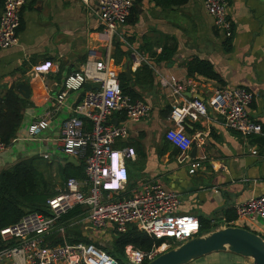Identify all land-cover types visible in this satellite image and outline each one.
<instances>
[{
  "label": "crops",
  "instance_id": "1",
  "mask_svg": "<svg viewBox=\"0 0 264 264\" xmlns=\"http://www.w3.org/2000/svg\"><path fill=\"white\" fill-rule=\"evenodd\" d=\"M2 3L0 0V13ZM137 5L133 20L127 19L121 33L124 41L135 46L150 66L138 65L130 56L129 46L118 38L113 41L110 55L119 74L129 62L132 74V82L127 80L129 86L152 110L138 123H128L121 113L113 117L115 123H124L129 130L128 136L119 139L115 147L128 146L135 151L132 158L125 160L127 191L120 194L127 195L145 183H159L179 194L178 214L195 216L207 227L211 226L210 219L225 226L239 225L237 216L227 222L224 211L264 193V137H245L225 127L210 101L219 86L245 87L253 95L249 114L264 130V0H229L232 20L229 37L215 27L203 0H187L170 8H163L153 0H139ZM164 44L175 47V51L167 60L157 61L155 54L161 52ZM106 53L98 20L81 0H26L21 12L19 44L0 49V96L13 88L18 97L16 86L20 83L29 88L28 97H18L22 101V119L16 134L0 149V173L21 160L40 158L44 153L49 154L50 165L55 164L59 172L64 170L68 156L54 147L52 139L59 133L62 121L74 113V104L84 89L66 96L39 135L28 138L27 129L53 107L67 74L79 70L87 59L104 58ZM190 57L210 61L221 82L196 75L197 90L184 92V97L202 101L206 111L196 120L185 122L186 133L193 138L201 135L203 145H193L182 152L165 138V131L171 126L170 104L160 78L183 81L193 77L188 76L184 66ZM46 61L53 63L48 72H32L34 65ZM142 65H147L150 75L138 73ZM253 150L257 153L253 154ZM195 160L200 164L190 173ZM245 226L263 234L264 222L260 220ZM219 252L188 264H252L249 258Z\"/></svg>",
  "mask_w": 264,
  "mask_h": 264
},
{
  "label": "built area",
  "instance_id": "2",
  "mask_svg": "<svg viewBox=\"0 0 264 264\" xmlns=\"http://www.w3.org/2000/svg\"><path fill=\"white\" fill-rule=\"evenodd\" d=\"M89 13L94 15L105 38L107 51L104 58L87 59L79 70L66 75L54 105L45 110L27 129L28 138L44 130L53 115L73 91L84 89L87 83H98L99 88L85 91L74 104V113L65 118L59 133L52 139L54 147L62 154L71 156L83 165V178L68 177L58 193L46 200L47 213L26 212L16 223L0 230V264H117V259L94 244L69 243L65 240L67 228L91 224L97 229L112 228L117 235L130 226L136 227L163 242L148 251L133 246L126 247L127 263L145 264L165 249L178 246L198 235L199 220L192 215L178 214L179 194L165 189L159 183H145L136 191H127L128 171L125 160L134 156L133 147L116 148L115 143L128 136L126 124L113 121L121 113L128 123H138L148 116L151 105L144 99L134 98L122 90L119 72L110 55L115 38L125 42L121 29L125 26L133 0H81ZM26 0H3L0 13V49L19 44L21 12ZM229 0H203L207 13L226 37L232 32V20L228 13ZM130 48L131 58L137 64L150 62L135 46ZM51 61L36 64L32 72H48ZM167 91L170 104L171 126L165 138L179 151L191 146L201 147L203 137L193 138L185 131L187 120H196L206 111L198 99H188L184 92L196 91L199 86L194 77L183 81L160 78ZM252 93L241 86H219L214 89L211 106L218 113L225 127L240 132L245 137L260 135L264 130L249 114ZM13 140V139H12ZM11 140V141H12ZM6 146L0 140V149ZM257 153L256 150L252 151ZM49 158L48 153L42 155ZM200 162L191 164L190 173ZM217 192V190H215ZM76 206L84 213L70 220L62 216ZM239 225L260 220L264 222V193L253 195L235 208ZM242 222V225L240 224ZM210 224L224 227L210 219ZM227 226V225H226ZM63 242L52 243L53 235ZM264 239V230L261 235Z\"/></svg>",
  "mask_w": 264,
  "mask_h": 264
},
{
  "label": "trees",
  "instance_id": "3",
  "mask_svg": "<svg viewBox=\"0 0 264 264\" xmlns=\"http://www.w3.org/2000/svg\"><path fill=\"white\" fill-rule=\"evenodd\" d=\"M139 0L133 1V6L128 16V21L133 20V15L138 9ZM187 0H153L157 5L163 8H170L172 6H180ZM226 47L229 48L226 41ZM175 51V47H168L164 44L159 54H155L157 61L167 60ZM188 76H202L217 82H221V78L215 71L213 64L205 59L198 57H190L184 64ZM138 73L150 75V70L147 65H142L138 68ZM122 90L134 98H140L133 88L129 86L127 76L124 73L119 74ZM21 100L15 94L13 88L0 96V140L5 144L11 142L16 134V130L22 119L21 114ZM38 157L21 160L15 163L10 169L4 170L0 173V230L16 223L26 212H40L47 213L46 200L58 193L45 183V178L39 171L37 163ZM83 165L75 166L72 163L66 164L64 173L66 178L75 177L83 178ZM65 178V179H66ZM84 213V208L76 206L69 210L62 216V220H70L78 217ZM224 217L227 222L236 219L235 209H226ZM210 224V223H209ZM205 226L200 222L199 234L209 232L216 228L215 225ZM70 227L66 230L65 240L69 243L85 242L86 239L80 234L77 237L73 235ZM249 229L248 227H245ZM63 239L53 235L52 243H61ZM163 242V239H156L149 236L145 232L138 230L134 226H130L124 233L119 234L114 241V251L121 253L122 257L114 256L117 264H128L124 258V249L128 246L148 251L154 246H158ZM110 254V253H109Z\"/></svg>",
  "mask_w": 264,
  "mask_h": 264
},
{
  "label": "water",
  "instance_id": "4",
  "mask_svg": "<svg viewBox=\"0 0 264 264\" xmlns=\"http://www.w3.org/2000/svg\"><path fill=\"white\" fill-rule=\"evenodd\" d=\"M122 73L127 76L128 81H131L132 74L129 62L122 69ZM93 88H99V84H85L78 101L82 98L85 91ZM16 91L19 92V98L28 97L29 95V88L23 83L16 86ZM67 162L78 164L76 159L71 156L67 157ZM219 251H229L249 258L252 264H264L263 237L250 229L235 225L216 227L214 230L192 237L178 246L165 249L145 264H188L202 256Z\"/></svg>",
  "mask_w": 264,
  "mask_h": 264
},
{
  "label": "rangeland",
  "instance_id": "5",
  "mask_svg": "<svg viewBox=\"0 0 264 264\" xmlns=\"http://www.w3.org/2000/svg\"><path fill=\"white\" fill-rule=\"evenodd\" d=\"M119 71H121V68H119ZM61 157L64 156L61 155ZM37 163L40 166L38 167L40 169V172H43L44 174L45 183H47L50 186V188L53 190H55L56 187L60 189L66 178L64 170H61V172H59L55 164L50 165V163H48V159H43L42 157L38 158ZM72 231H74L73 235L75 237L81 234L88 243L94 244L98 248L110 253L111 255L115 254L118 257H122L121 253H116L114 251L115 250L114 241L118 235L115 233V231L112 228L97 229L94 228L91 224L87 223V225L85 224L76 225L72 229ZM126 247L129 246L127 245ZM126 247L124 251L127 249ZM171 247L173 246L171 245Z\"/></svg>",
  "mask_w": 264,
  "mask_h": 264
}]
</instances>
